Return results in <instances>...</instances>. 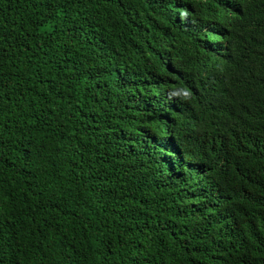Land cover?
Wrapping results in <instances>:
<instances>
[{
    "label": "trees",
    "instance_id": "16d2710c",
    "mask_svg": "<svg viewBox=\"0 0 264 264\" xmlns=\"http://www.w3.org/2000/svg\"><path fill=\"white\" fill-rule=\"evenodd\" d=\"M0 264H264V0H0Z\"/></svg>",
    "mask_w": 264,
    "mask_h": 264
}]
</instances>
